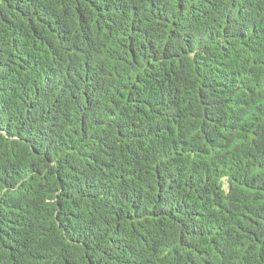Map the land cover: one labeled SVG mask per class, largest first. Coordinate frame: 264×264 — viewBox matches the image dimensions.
Returning a JSON list of instances; mask_svg holds the SVG:
<instances>
[{
  "label": "trees",
  "instance_id": "obj_1",
  "mask_svg": "<svg viewBox=\"0 0 264 264\" xmlns=\"http://www.w3.org/2000/svg\"><path fill=\"white\" fill-rule=\"evenodd\" d=\"M0 264H264V0H0Z\"/></svg>",
  "mask_w": 264,
  "mask_h": 264
}]
</instances>
